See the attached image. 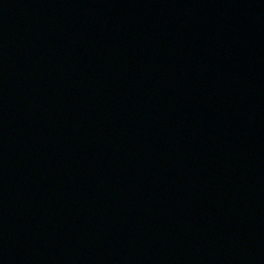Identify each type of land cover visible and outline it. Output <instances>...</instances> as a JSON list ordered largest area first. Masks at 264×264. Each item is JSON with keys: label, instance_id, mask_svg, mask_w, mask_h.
<instances>
[{"label": "water", "instance_id": "95a60500", "mask_svg": "<svg viewBox=\"0 0 264 264\" xmlns=\"http://www.w3.org/2000/svg\"><path fill=\"white\" fill-rule=\"evenodd\" d=\"M0 264H264V0H0Z\"/></svg>", "mask_w": 264, "mask_h": 264}]
</instances>
